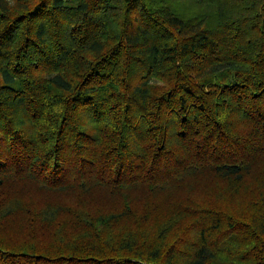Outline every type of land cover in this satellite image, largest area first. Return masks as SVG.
<instances>
[{
  "label": "trees",
  "instance_id": "16d2710c",
  "mask_svg": "<svg viewBox=\"0 0 264 264\" xmlns=\"http://www.w3.org/2000/svg\"><path fill=\"white\" fill-rule=\"evenodd\" d=\"M0 264H264V0H0Z\"/></svg>",
  "mask_w": 264,
  "mask_h": 264
}]
</instances>
